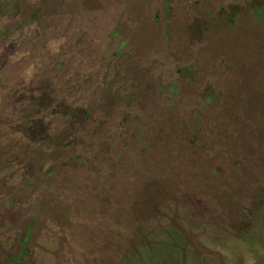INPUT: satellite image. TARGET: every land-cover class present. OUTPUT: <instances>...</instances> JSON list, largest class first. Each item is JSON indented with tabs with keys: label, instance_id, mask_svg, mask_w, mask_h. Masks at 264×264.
<instances>
[{
	"label": "rangeland",
	"instance_id": "obj_1",
	"mask_svg": "<svg viewBox=\"0 0 264 264\" xmlns=\"http://www.w3.org/2000/svg\"><path fill=\"white\" fill-rule=\"evenodd\" d=\"M0 264H264V0H0Z\"/></svg>",
	"mask_w": 264,
	"mask_h": 264
}]
</instances>
